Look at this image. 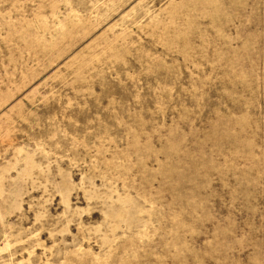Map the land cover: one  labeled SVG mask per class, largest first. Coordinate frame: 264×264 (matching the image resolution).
<instances>
[{"label":"rangeland","instance_id":"obj_1","mask_svg":"<svg viewBox=\"0 0 264 264\" xmlns=\"http://www.w3.org/2000/svg\"><path fill=\"white\" fill-rule=\"evenodd\" d=\"M0 264H264V0H0Z\"/></svg>","mask_w":264,"mask_h":264}]
</instances>
